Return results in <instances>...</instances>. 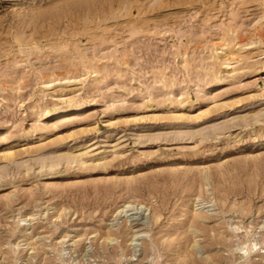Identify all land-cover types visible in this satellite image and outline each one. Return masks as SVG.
I'll use <instances>...</instances> for the list:
<instances>
[{"label": "rangeland", "instance_id": "374dc122", "mask_svg": "<svg viewBox=\"0 0 264 264\" xmlns=\"http://www.w3.org/2000/svg\"><path fill=\"white\" fill-rule=\"evenodd\" d=\"M0 264H264V0H0Z\"/></svg>", "mask_w": 264, "mask_h": 264}, {"label": "bare ground", "instance_id": "6f19581e", "mask_svg": "<svg viewBox=\"0 0 264 264\" xmlns=\"http://www.w3.org/2000/svg\"><path fill=\"white\" fill-rule=\"evenodd\" d=\"M238 230V229H237Z\"/></svg>", "mask_w": 264, "mask_h": 264}]
</instances>
